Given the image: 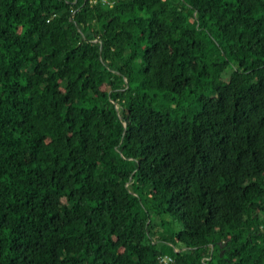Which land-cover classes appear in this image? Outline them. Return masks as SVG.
<instances>
[{
	"label": "trees",
	"instance_id": "16d2710c",
	"mask_svg": "<svg viewBox=\"0 0 264 264\" xmlns=\"http://www.w3.org/2000/svg\"><path fill=\"white\" fill-rule=\"evenodd\" d=\"M169 256L264 264V0H0V264Z\"/></svg>",
	"mask_w": 264,
	"mask_h": 264
},
{
	"label": "rangeland",
	"instance_id": "374dc122",
	"mask_svg": "<svg viewBox=\"0 0 264 264\" xmlns=\"http://www.w3.org/2000/svg\"><path fill=\"white\" fill-rule=\"evenodd\" d=\"M230 67V66H229ZM228 67V68H229ZM175 96V95H174ZM175 101V100H174ZM174 101L172 103H174ZM172 103H168L166 99H159L157 100V104H155V106L159 109H163V110H168L171 111V113H177V110H180V115H183L185 111H187V113L190 112V108L191 107H195L198 104H188V101L182 100L181 104H172ZM178 108V109H177ZM191 115V114H189ZM178 251V250H176ZM172 260H170V259ZM175 258L174 257H164L163 258V262H165L166 264L170 263V262H174Z\"/></svg>",
	"mask_w": 264,
	"mask_h": 264
},
{
	"label": "built area",
	"instance_id": "2783aa9c",
	"mask_svg": "<svg viewBox=\"0 0 264 264\" xmlns=\"http://www.w3.org/2000/svg\"><path fill=\"white\" fill-rule=\"evenodd\" d=\"M168 259H170V258H168ZM170 260H172V259H170Z\"/></svg>",
	"mask_w": 264,
	"mask_h": 264
}]
</instances>
